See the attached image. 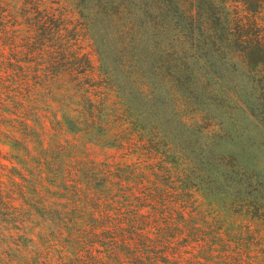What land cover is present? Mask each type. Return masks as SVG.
Instances as JSON below:
<instances>
[{"label": "trees", "instance_id": "trees-1", "mask_svg": "<svg viewBox=\"0 0 264 264\" xmlns=\"http://www.w3.org/2000/svg\"><path fill=\"white\" fill-rule=\"evenodd\" d=\"M67 1L72 28L28 9L35 37L55 42L34 67L42 82L1 56L0 264H264L250 224L264 228V0ZM79 35L97 66L70 48ZM81 74L50 96L55 123L115 148L105 159L45 144L28 122L37 83ZM191 191L247 223L198 224L185 214Z\"/></svg>", "mask_w": 264, "mask_h": 264}, {"label": "rangeland", "instance_id": "rangeland-1", "mask_svg": "<svg viewBox=\"0 0 264 264\" xmlns=\"http://www.w3.org/2000/svg\"><path fill=\"white\" fill-rule=\"evenodd\" d=\"M37 3H31V0H0V38L5 39L14 37L17 46L8 45V44H1L0 47V60L1 56H14L19 61V64L23 67L29 66L28 73H29V79L31 81L36 82H42V79L35 78L32 79V75L34 73V67H36V62H43L45 64L47 59H51L52 57V50L53 48H50L49 50H46L48 43H55L53 40L46 39H37L35 37V34L37 33L38 29L35 26H31V20H29L28 17L32 16V13L28 12V9L32 10L36 7H39L40 9L46 8L50 12H54L56 17L62 16V18L71 21L70 23H66L69 28L74 27L78 23V15L76 10L72 7V5L67 0H35ZM32 8V9H31ZM2 14V15H1ZM79 25H77V28ZM2 28H5V30H2ZM9 36V37H7ZM70 36V35H68ZM78 39H72L71 49H73L74 52L78 54L86 53L89 55L90 59L92 60V63L97 66V62L95 61V55L92 54L90 47L88 46L87 42L82 39V37L79 35ZM8 41V39H7ZM55 46V45H54ZM68 46H64V50L67 51ZM14 60V59H12ZM1 65V62H0ZM25 69V68H23ZM2 73V68L0 66V74ZM93 80H98V77L96 74L92 73ZM83 75H79L78 77L73 76L72 81L68 82V76L64 75L58 79H56L51 86L52 88H41L40 85L37 83V89L35 90L38 92L36 95L39 100L33 102L30 104V111L28 112V122L30 125L34 126V122L32 120H39L38 124L39 126L36 128V131L38 133H42L40 135V138L44 140L45 144H52L55 145L57 143H63L66 144V140H71L72 143H75L76 149L80 154H86L90 156L91 158H95V160L98 159H105L109 154L116 152V149L113 147H105L100 146L92 143L84 144L82 138H77L78 136H75L72 133L62 131L56 126L55 120L57 117L60 119L61 112L58 111V104L59 101L50 99V96L52 94H56L57 97L61 96L60 93L64 92V90L70 86L74 87L79 82V78H81ZM41 77H43L41 75ZM65 79H64V78ZM52 78V77H48ZM44 79V78H43ZM82 79V78H81ZM48 81V80H47ZM75 83V84H74ZM74 84V85H73ZM76 88V87H75ZM71 88V93L68 94L72 96L71 100H76L77 94H75L76 89ZM97 88V87H96ZM67 100H70L68 96H65ZM114 98L111 97L110 101H113ZM58 111L57 114H55ZM30 114V116H29ZM39 116V118H37ZM37 118V119H36ZM32 119V120H31ZM35 127V126H34ZM69 144V143H68ZM0 150L3 153H6V151L9 150V148L6 145H2L0 143ZM132 160H134L135 157H130ZM0 160L10 165L9 161L5 159L4 157H0ZM168 176L165 178L163 177V182H168ZM163 184V183H162ZM186 204V210L185 214H188V212H191L194 214L197 219H194V221L198 222V224L203 225V221L206 220V226L208 224H213L215 227L224 228L225 224L229 222L233 227L235 228L237 225L245 224L247 223L246 219L236 217V216H226L225 214H217L213 211V209L208 205L203 197L195 191H191L190 196H185L182 198ZM199 212V213H198ZM215 214V215H214ZM215 216V219L213 217ZM251 226L253 228L258 227L260 229V232L256 233L257 236L260 238V241L264 244V228L259 226V224L250 222ZM32 225V224H31ZM40 227H33V231L29 232L28 237H36V234L39 232ZM45 229H43L44 231ZM234 232H238V229ZM35 235V236H34Z\"/></svg>", "mask_w": 264, "mask_h": 264}]
</instances>
